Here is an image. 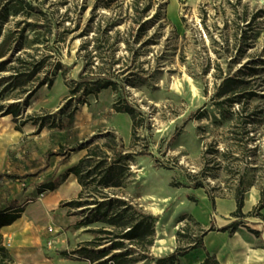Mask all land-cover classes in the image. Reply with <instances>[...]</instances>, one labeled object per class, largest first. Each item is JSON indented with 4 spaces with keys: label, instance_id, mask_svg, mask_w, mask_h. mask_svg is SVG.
<instances>
[{
    "label": "rangeland",
    "instance_id": "1",
    "mask_svg": "<svg viewBox=\"0 0 264 264\" xmlns=\"http://www.w3.org/2000/svg\"><path fill=\"white\" fill-rule=\"evenodd\" d=\"M28 1L40 6L51 23L44 28L39 43L32 42L31 30H25L21 39L23 49L16 54L32 52L36 47L37 54H52L40 72L42 76L49 70L52 85L37 89L23 108V115L56 114L50 118L53 123L41 129L30 120L19 124L34 138L27 143L23 135L24 159L30 156L36 166L46 156H58L63 162L81 145L103 142L108 133L122 141L125 152H143L129 161L125 185L115 189V193L156 216L154 240L149 248L153 258L167 256L198 233L201 224L190 213L198 201L193 202L189 197L197 198L196 194L205 191L192 188L195 181L202 180L215 197L234 195L239 188L245 190V195L250 187L264 186V0H138L140 8L150 4V9L142 13L143 20L158 11L157 17L149 19L138 42H134L137 29L134 18L140 8L135 11L134 0ZM256 13L260 16L247 24L245 20ZM20 19L33 22L41 18L25 11L16 15L10 12L2 22V32L14 29L15 20ZM99 22L102 26L115 23L109 31L111 34L119 30L125 37L131 31L130 51L140 49L135 61L122 40L115 52V57L119 56L116 67L136 66L137 70H143L131 77L133 85L125 84L128 100L146 118L137 127L134 139L130 137L131 121L124 113L113 110L112 104L120 93L111 88L102 90L96 97L89 95L88 102L79 105L71 121L68 120L71 106L59 111L69 84L82 67L83 61L77 54L83 41L92 50V65L101 64L91 40ZM64 28L72 32L65 33ZM82 31L87 34L80 36ZM244 31L248 33L247 40L242 37ZM58 32L62 38L59 41ZM146 38L151 41L142 46L140 42ZM80 54H84L83 49ZM56 61L59 65L54 68ZM244 64L251 67L244 68ZM234 74L249 80L244 86L256 94L250 98L234 95L230 97L232 102L218 105L219 100L212 96L221 80L219 76ZM7 101L23 102V98ZM40 169L35 167L32 173L36 175ZM59 181L57 177L53 183ZM73 193H69V199L76 196L77 192ZM56 205L61 207L62 203ZM79 215L75 211L71 217L75 221ZM73 224L59 228L49 224L53 231L47 230V246L56 247L59 253L69 251L93 237L94 233L86 228L102 225L93 222L75 229ZM261 224L264 232V220ZM158 239H163L169 249L156 252L154 245ZM109 257L110 254L105 256ZM179 259L173 264H179ZM61 264L90 263L71 256ZM136 264H155V261L139 260Z\"/></svg>",
    "mask_w": 264,
    "mask_h": 264
},
{
    "label": "trees",
    "instance_id": "2",
    "mask_svg": "<svg viewBox=\"0 0 264 264\" xmlns=\"http://www.w3.org/2000/svg\"><path fill=\"white\" fill-rule=\"evenodd\" d=\"M139 1L134 0V8L139 9ZM150 9V4L147 3L137 11V16L134 21L137 22L136 33L134 34V42H138L145 29L149 19L158 16V11L154 12L151 18L143 20L142 13ZM35 13V16L41 19L33 22L26 19L15 20V28L2 32V22L6 21L9 13L16 15L20 12ZM260 14L252 15L249 20H245L247 24L254 21ZM45 19V20H42ZM51 23L41 7L32 4L28 0H0V116L11 115V120L15 123L24 124L28 120L37 129H41L45 124H52L50 118L56 114H42V115H23V108L29 104L32 95L41 86L52 85V78L48 76L49 70L44 71L41 76L40 72L44 69L52 54L44 52L37 54L38 47L33 51H22L18 54V50L23 49L21 39L24 37L23 33L29 29L34 36L32 42L39 43L40 35L44 33V28ZM113 22L102 26L100 22L97 24L94 35L91 36L92 49L96 56L101 60V64L92 65L93 56L92 50H88L87 42L83 41L79 46L78 57L82 59V67L77 72V76L68 86V94L65 97V102L59 111L71 106L68 112V120L73 119L74 112L80 104L87 103L89 95L97 96L99 92L104 89L111 88L119 91V96L112 104L115 112L126 113L131 121L130 137L134 139L136 136L137 127L141 126L146 118L141 110L128 100L126 95L125 84L133 85V75H137L139 71L136 66H118L115 64L119 62V56L115 57V52L118 49V42L122 40L126 45L127 50L130 51V37L133 34L128 32L127 36L122 37L119 30H114L113 34L109 31L114 26ZM48 34L51 28H48ZM65 33H71L72 30L64 28ZM87 31H82L80 36L86 35ZM244 40L248 39V33L244 31L242 34ZM47 40L48 37L46 38ZM62 38L57 33V41ZM151 39L146 38L140 44L146 45ZM48 45V44H47ZM48 47V46H45ZM84 54H80L81 50ZM132 59L135 61L140 55V49L136 48L130 51ZM59 62L56 61L53 67L56 68ZM136 67V68H134ZM244 68H250V65H242ZM136 69V70H135ZM254 71V68H251ZM220 82L215 87L212 98L219 100L218 105L225 102H232L231 96L238 95L240 98H250L256 94V91L247 89L244 84L249 80L240 77L238 74L230 76H219ZM245 94L242 91L246 90ZM8 98H23L21 101L9 102ZM250 115V114H249ZM250 119V116L246 117ZM50 121V122H49ZM248 121L247 119L244 122ZM59 125H62L59 123ZM18 127V126H17ZM105 140L101 143H88L81 145L80 149H85V153L78 159L77 163L70 166L64 175L72 173L78 184L80 190L76 197L62 203L66 207V214H74L78 211L79 217L74 221L73 227L78 229L80 227H87L93 222H100L102 225L96 228H86V231L94 233L90 240L79 243L72 250H63L61 254L66 258L73 256L76 260H85L90 264H136L139 260L154 259L155 264H173L178 259L189 251L195 248H203L205 257L199 264H219V261L211 254L203 244V236L208 230L228 231L232 234L239 225H244V218L247 216H262L261 209L264 208V186L260 189V199L258 204L252 211L244 214L241 210L244 200V189L239 188L234 193L236 201V208L231 213L235 219L226 226L214 228L212 225L203 229L198 228V233L190 238L188 243L184 246H177L167 256L153 258L149 253V248L154 240V223L156 216L147 213L142 208L137 207L131 203L130 200L122 198L115 193V189H119L125 185V177L128 173L129 161L133 160V156L141 151L125 152L123 143L117 137L108 133ZM134 143L131 142L130 146ZM47 155L55 152H46ZM27 175V174H26ZM63 175V176H64ZM3 176L11 179L22 178L25 175L14 173H1L0 182ZM242 183V180H241ZM56 187L54 183L43 185L38 190L41 192L44 189L52 190ZM192 188H204L205 194L210 201L211 207H214L215 196L206 188L202 180H197L191 185ZM189 199L197 202V198L190 196ZM26 203H17L16 200H11L9 205L0 209V228L11 224L24 211ZM200 225L198 222H196ZM247 230L255 236H260V231L247 227ZM179 231L177 232V234ZM106 244V245H105ZM102 245V246H101ZM109 258L105 256L109 255ZM9 256L2 245L0 237V264H9Z\"/></svg>",
    "mask_w": 264,
    "mask_h": 264
},
{
    "label": "crops",
    "instance_id": "3",
    "mask_svg": "<svg viewBox=\"0 0 264 264\" xmlns=\"http://www.w3.org/2000/svg\"><path fill=\"white\" fill-rule=\"evenodd\" d=\"M124 114L130 120L129 116ZM33 126L36 125L33 124ZM26 131L21 125L17 127V123L11 120V115L0 116V174L25 175L16 179L3 176L0 182V209L6 208L11 200L26 203L20 217L0 228L2 245L9 256V264H61L66 258L62 257L56 247L47 246L46 227L52 224L55 228H59L74 223L71 215L66 214L65 207H58L56 204L72 199H69V193H78L80 190L76 177L72 173L64 174L70 166L77 163L84 152L83 149H79L71 153L63 162H60L61 158L58 156L57 158L46 156L39 160L40 165L36 166L35 162L30 160V156L24 159L22 155L23 135L28 140L27 143L30 139H34ZM35 167H41L36 175L32 173ZM57 177L60 181L56 183L54 189L38 192L43 185L53 183ZM25 180H27L26 184ZM201 189L203 191L202 187L195 188V190ZM196 195H198V203L193 205L190 213L199 221L201 228L207 229L211 225L219 228L235 219L231 215L236 208L234 195L215 197L213 208L205 192L202 195ZM259 199L260 189L250 187L244 195L242 212L246 214L252 211ZM199 206H201L200 209H198ZM260 212L262 216L245 217L244 225H239L232 234L217 229L206 232L203 236V244L215 256L219 264H264V232L261 228L264 208ZM247 227L261 230V236H255L247 230ZM59 239L60 237H57V241ZM66 247L65 245L62 248ZM205 255L203 248L192 249L180 257L179 264L192 262V264H199Z\"/></svg>",
    "mask_w": 264,
    "mask_h": 264
},
{
    "label": "bare ground",
    "instance_id": "4",
    "mask_svg": "<svg viewBox=\"0 0 264 264\" xmlns=\"http://www.w3.org/2000/svg\"><path fill=\"white\" fill-rule=\"evenodd\" d=\"M201 206L198 207V209H200ZM154 248L156 250V252H163L167 249H169V246L166 245L164 242H163V239H158L154 245ZM193 263V262H192ZM192 263H188V264H192Z\"/></svg>",
    "mask_w": 264,
    "mask_h": 264
},
{
    "label": "built area",
    "instance_id": "5",
    "mask_svg": "<svg viewBox=\"0 0 264 264\" xmlns=\"http://www.w3.org/2000/svg\"><path fill=\"white\" fill-rule=\"evenodd\" d=\"M47 230L50 231V232L53 231L52 227H50V226L47 227Z\"/></svg>",
    "mask_w": 264,
    "mask_h": 264
}]
</instances>
